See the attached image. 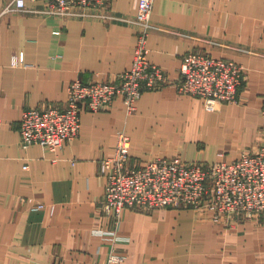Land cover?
Listing matches in <instances>:
<instances>
[{
	"label": "crops",
	"instance_id": "obj_1",
	"mask_svg": "<svg viewBox=\"0 0 264 264\" xmlns=\"http://www.w3.org/2000/svg\"><path fill=\"white\" fill-rule=\"evenodd\" d=\"M8 0H0V11ZM138 0H109L83 17H47L42 1L0 19V264H264V220L217 224L192 209L125 210L117 242L93 231L113 229L100 211L116 133L131 139L130 166L178 156L185 163L230 160L264 140V0H154L148 58L178 80L192 50L244 69L237 103L205 110L201 99L171 83L145 92L133 114L120 100L81 114L78 137L55 152L22 149L19 122L27 108L58 106L68 85L112 80L130 68ZM116 17V18H115ZM59 32L54 34L53 32ZM22 53L26 65L11 66ZM40 211H31L36 204Z\"/></svg>",
	"mask_w": 264,
	"mask_h": 264
},
{
	"label": "built area",
	"instance_id": "obj_2",
	"mask_svg": "<svg viewBox=\"0 0 264 264\" xmlns=\"http://www.w3.org/2000/svg\"><path fill=\"white\" fill-rule=\"evenodd\" d=\"M27 1H42L40 12L47 17L70 19L96 15L108 7L109 0H8L0 19L12 12L25 11ZM154 0H138L133 17L117 18L135 28L136 44L129 69L114 79H92L88 83L71 82L63 107H32L23 111L19 122L22 149L39 145L55 152L75 140L84 111L97 113L111 109L120 100L127 115L133 114L143 93L171 84L165 70L150 62L147 41ZM116 18V17H115ZM58 34L59 32H53ZM26 65L23 54L11 60V66ZM244 80L243 67L230 59L215 58L200 51H189L183 58L178 80L172 83L181 95L201 99L205 110L215 112L219 105L237 103ZM264 123V97L260 110ZM1 122V121H0ZM131 139L123 131L116 133L113 154L100 161L99 173L105 178L99 209L113 225L106 235L113 244L116 228L125 210L151 212L159 209H193L213 222L223 216L253 219L264 214V140L252 152L241 150L234 159L204 163H185L178 156L155 158L130 166ZM36 204L33 209L42 210ZM233 219V220H234ZM118 260L111 253L110 262Z\"/></svg>",
	"mask_w": 264,
	"mask_h": 264
},
{
	"label": "rangeland",
	"instance_id": "obj_3",
	"mask_svg": "<svg viewBox=\"0 0 264 264\" xmlns=\"http://www.w3.org/2000/svg\"><path fill=\"white\" fill-rule=\"evenodd\" d=\"M258 144V143H257ZM35 207V205L34 206H32L31 207V211H40V209H37V210H35V209H33ZM188 209V208H187ZM160 210V209H159ZM178 210H180V209H178ZM193 210V209H192ZM153 211H156V210H152L151 212H153ZM145 212V211H144ZM150 212V211H149ZM206 218H208V217H206ZM209 219V218H208ZM222 220L220 221V222H214V223H217V224H223V225H226V226H233V224L235 223V224H238V223H257V222H259V224L262 222V220H264V214H260V215H258V216H256L255 218H253V219H245V218H243V217H237V218H228V217H226V216H223L222 218H221ZM210 220V219H209ZM213 222V221H212ZM116 234H117V232H116ZM117 240H118V238L117 237H115L114 238V241L115 242H117ZM116 256L119 258L118 260H113L112 258H111V261H113V262H117L116 264H119V263H121L123 260H124V256H121V255H118V254H116ZM107 264H112V262H110V255H109V257H108V261H107Z\"/></svg>",
	"mask_w": 264,
	"mask_h": 264
}]
</instances>
